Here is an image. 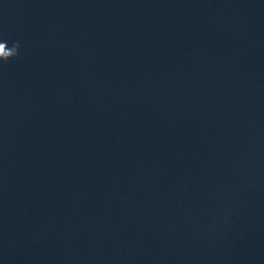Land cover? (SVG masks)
Returning <instances> with one entry per match:
<instances>
[{
  "label": "clouds",
  "instance_id": "obj_1",
  "mask_svg": "<svg viewBox=\"0 0 264 264\" xmlns=\"http://www.w3.org/2000/svg\"><path fill=\"white\" fill-rule=\"evenodd\" d=\"M0 48L5 50V55L0 56V62H8L9 60L17 57L19 55V42H15L9 47L7 41H0Z\"/></svg>",
  "mask_w": 264,
  "mask_h": 264
}]
</instances>
